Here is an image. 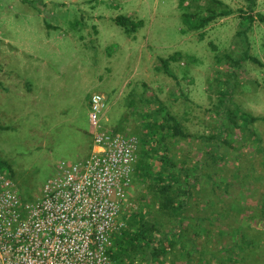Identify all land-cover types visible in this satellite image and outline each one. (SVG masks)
<instances>
[{
  "label": "rangeland",
  "instance_id": "374dc122",
  "mask_svg": "<svg viewBox=\"0 0 264 264\" xmlns=\"http://www.w3.org/2000/svg\"><path fill=\"white\" fill-rule=\"evenodd\" d=\"M222 1L233 13L196 31L179 0H0V160L12 166L0 172L21 198L32 201L61 163L72 165L90 151L93 93L107 100L106 129L139 138L159 100L190 134L171 142L177 162L195 167L208 157L203 135L223 132L232 143L202 165L208 176L194 187L181 238L170 232L180 227L174 218L155 215L168 233L166 241L158 235L160 243L175 245L161 264H264V232L256 229L264 225L257 207L264 199V65L228 61L242 58L247 40L264 64V21L257 18L246 38L239 32L248 0ZM256 2L252 14L264 16V0ZM208 3L185 4L203 12ZM119 15L143 25L128 34L115 21ZM161 58L170 60L176 78ZM233 105L261 119H243L225 133ZM145 191L135 173L122 217L150 211ZM130 260L148 264L140 254Z\"/></svg>",
  "mask_w": 264,
  "mask_h": 264
},
{
  "label": "built area",
  "instance_id": "2783aa9c",
  "mask_svg": "<svg viewBox=\"0 0 264 264\" xmlns=\"http://www.w3.org/2000/svg\"><path fill=\"white\" fill-rule=\"evenodd\" d=\"M106 108L93 93L90 155L61 163L32 201L0 172V264H116L111 250L127 227L122 213L140 138L106 129Z\"/></svg>",
  "mask_w": 264,
  "mask_h": 264
},
{
  "label": "trees",
  "instance_id": "16d2710c",
  "mask_svg": "<svg viewBox=\"0 0 264 264\" xmlns=\"http://www.w3.org/2000/svg\"><path fill=\"white\" fill-rule=\"evenodd\" d=\"M187 1L179 0V7L184 10L183 18L185 19V23L189 24L190 29L196 31L233 13L222 0H209V3L203 7V12L190 11V7L185 4ZM256 5V0H248L249 12L242 19L240 25L243 29L239 32L244 37L247 36L248 30L251 29L257 18L264 21L262 14L258 13L256 16L252 14ZM240 11L243 10L241 9ZM115 21L128 34L136 32L143 25L141 20L135 21L126 15L117 16ZM245 42L246 51L242 58L235 60L233 63V59L228 56L229 63L241 66L243 60L250 59L255 63L264 65L259 58L249 53V42L247 40ZM160 60L165 72L169 76L176 78V75L170 68V60L165 58H161ZM233 107V109L228 111L227 122L224 125L222 124V131L225 133L232 132L233 128L238 129L243 119L247 121L250 119L253 122L261 119L244 113L237 108V105H233ZM189 137L190 134L187 132L186 127L164 103L157 100V103L150 106V110L146 114V121L140 138L138 161L135 166L136 176L139 175L146 182L147 194L144 193L143 200L147 198V195L152 197V201H150L148 207L150 211L147 212L146 210L144 212L139 210L138 213L132 214L129 219L125 218L127 227L123 231V235L115 239L111 250L114 260L116 258L118 261L119 259L122 261L124 258L127 264H134L130 258L140 254L148 264H151L153 261L161 264L165 256L175 245L172 243L166 244L165 242L160 243L159 237L161 236L166 241L168 233L161 229L162 225L166 224V222L158 221L155 217L156 214L160 215V220L163 218H174L179 224L178 226H180L178 227L179 231L175 226L170 232H177L178 237L181 238L180 231L185 212L189 207L192 208L194 206L190 203L196 197L194 187L203 174L208 176L203 170L202 165L207 164L208 160L216 161L220 159V149L222 146L225 147V144L232 146L229 137L226 134L224 135L223 132L222 134H213L212 136L203 135L202 139L208 142L205 151L208 157L205 160L198 159L195 167H189L185 165L186 162L179 163L175 160L171 147L172 140L175 142L178 139ZM5 168L12 170V166L7 161L0 160V171L3 172ZM257 207L259 209L258 215L264 214V199L261 200V203H258ZM153 208L156 213L152 211ZM180 238H178V241L181 240ZM252 244L253 242L251 241L250 245Z\"/></svg>",
  "mask_w": 264,
  "mask_h": 264
},
{
  "label": "crops",
  "instance_id": "0c3cea01",
  "mask_svg": "<svg viewBox=\"0 0 264 264\" xmlns=\"http://www.w3.org/2000/svg\"><path fill=\"white\" fill-rule=\"evenodd\" d=\"M89 108H90V105H89ZM92 149H93V140H92V142H91L90 151H89L87 154H85V156L82 157L81 159L75 160V163L78 162V161H80V160H83L84 158H86L88 154L90 155ZM89 155H88V156H89ZM75 163H74V164H75ZM256 229H257V230H260V231H262V232H264V225H263L262 227H256Z\"/></svg>",
  "mask_w": 264,
  "mask_h": 264
}]
</instances>
